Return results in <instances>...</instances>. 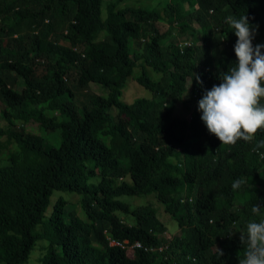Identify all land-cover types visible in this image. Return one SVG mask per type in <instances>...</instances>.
Segmentation results:
<instances>
[{
    "label": "trees",
    "instance_id": "1",
    "mask_svg": "<svg viewBox=\"0 0 264 264\" xmlns=\"http://www.w3.org/2000/svg\"><path fill=\"white\" fill-rule=\"evenodd\" d=\"M139 1L0 0V148L12 145L0 164V264H26L38 241V264L243 258L240 232L254 219L252 205L264 207V147L257 148L264 131L253 142L223 145L172 108L187 81L197 104L208 91L193 74L206 86L234 66L228 15L245 14L259 27L253 46L264 44V0H168L162 14L131 5ZM163 22L199 31L202 40L180 51L165 42ZM222 39L233 52L220 49ZM241 177L251 188L233 190ZM150 194L179 234L161 257L139 249L127 257L125 242L166 244L153 236L164 227L151 208L130 203Z\"/></svg>",
    "mask_w": 264,
    "mask_h": 264
},
{
    "label": "clouds",
    "instance_id": "2",
    "mask_svg": "<svg viewBox=\"0 0 264 264\" xmlns=\"http://www.w3.org/2000/svg\"><path fill=\"white\" fill-rule=\"evenodd\" d=\"M225 23L233 29V32L237 37L234 45V53L236 56L234 66L229 68L222 77H215L212 79V81L206 86L201 85L202 81L199 76L193 74L197 83L200 84L199 91H208L205 92L197 104V96H194L193 92L195 89L191 84L192 80L191 82L187 81L185 84V92L180 103H185L187 91L190 89L194 103L202 113L200 117L202 121L194 120V122L199 124L204 123L208 132L214 135L220 141V144L231 146L235 145L240 140L253 142L257 133L264 131V53H262L264 44H256L253 46L252 41L256 35L257 28L259 27L257 24L251 25L249 23V18L245 14L238 18L230 14L225 18ZM163 24L166 23L163 22ZM166 25L168 32L177 29L169 24ZM168 26H170V28H168ZM199 35V40L192 37V41L184 40L180 43L178 42L180 51L184 48L191 47L193 44L201 42L202 34L199 32ZM13 37H16V35H13ZM259 37L264 36L261 34ZM224 38H226V36ZM223 39L220 49L229 45V51L233 52L230 39L228 42ZM173 109L174 106L172 108V116ZM176 119L182 120L185 118L179 117ZM185 120L190 122L192 119L186 118ZM259 147H264V141H260L257 144V148ZM259 158H264V154H259ZM175 164L178 165L177 163ZM242 186L251 188L249 181L243 177L235 179L231 185L233 190H238ZM148 196L154 197L153 194ZM148 196L143 198H147ZM182 198L189 203L193 199L192 194L188 191L184 192ZM160 207L162 209L161 205ZM151 211L157 218L154 210L151 209ZM251 214L254 219L247 221L244 231L240 232L239 236L240 243L244 247L243 258L239 259V264H264V207H261L257 203L253 204L251 207ZM170 218L172 219V217ZM159 223L164 229L162 232L155 233L153 236L156 238L157 242L160 239L166 240V244H161L160 246H143L141 243L137 242L131 245H129L128 242H125L124 245L127 246L126 255L127 252L130 251V256L127 255V257H132L134 249L142 250L148 254H156L160 257L163 255L168 243L173 237L179 234V228L177 227V232L173 237L168 238L166 236L165 226L160 221ZM232 234L233 233H229V236ZM110 244L113 246H120L117 242H110ZM216 254L219 258L223 255V251L216 248Z\"/></svg>",
    "mask_w": 264,
    "mask_h": 264
},
{
    "label": "rangeland",
    "instance_id": "3",
    "mask_svg": "<svg viewBox=\"0 0 264 264\" xmlns=\"http://www.w3.org/2000/svg\"><path fill=\"white\" fill-rule=\"evenodd\" d=\"M126 2H136V1H126ZM167 2H168V0H141L136 4L131 3V5L144 6L148 9H155L157 12H160V14H162L163 8L167 4ZM161 27H163L164 29L167 30L166 24H161ZM196 28L198 29L197 26H196ZM169 34L170 35L165 40V42H167L169 40H173V42H179V43L181 41H184V40H187V41L191 40L192 41V37H194L196 40L200 39L199 31H196L194 33L187 32L185 34H182V33L178 32L177 29H173L172 31H169ZM260 34H262L264 36V29L260 30ZM47 49H49V48L46 45L44 50H47ZM37 74L38 75L41 74L40 70H38V69H37ZM131 78H133V77H131ZM15 88L17 91H20L23 88V85L21 84V82H19L17 80ZM90 89L97 95H99V94L104 95L105 94V91H103L99 87H95L93 85H90ZM141 91L143 93L148 94L142 88H141ZM177 109H178V117H177ZM201 115H202V113L198 110V106L194 103V99H193V96L191 94V91H190V89H188L187 94H186L185 103H183V104L180 103L177 106H174L173 117H175V118L180 117V118H185V119L190 118V119H194L196 121H202L200 119ZM40 135H42V134L40 133ZM4 142H5V137H1L0 143H4ZM11 146L12 145H9L7 147L8 150H10L12 148ZM7 148H0V164L5 161L6 150H4V149H7ZM56 199H57L56 196H52V204L55 202ZM67 199L69 200V198H67ZM131 199L132 198H129V197H120L119 198L120 201L125 202V203H129ZM130 203L134 207L149 205V207L151 209H153L154 212L156 213L158 220L165 226L166 236L168 238H171L176 234V232H177L176 231L177 230L176 223L174 221H172V219L168 215H165L163 213L160 205L156 202V200L153 196H148L147 198H134L131 200ZM49 210L47 213H49ZM120 217L122 219L124 218V216H120ZM43 246H44L43 241L37 242V245L34 249V252L30 256L29 261L26 264H38L37 259L39 258V256L42 253ZM127 255L130 256V251L127 252Z\"/></svg>",
    "mask_w": 264,
    "mask_h": 264
}]
</instances>
